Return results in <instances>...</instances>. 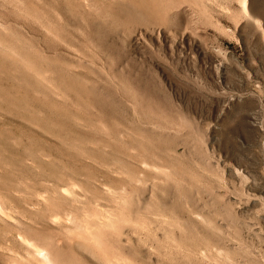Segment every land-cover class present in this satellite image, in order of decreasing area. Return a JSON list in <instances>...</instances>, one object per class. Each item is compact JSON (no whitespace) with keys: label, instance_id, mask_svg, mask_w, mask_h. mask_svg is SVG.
<instances>
[{"label":"rangeland","instance_id":"374dc122","mask_svg":"<svg viewBox=\"0 0 264 264\" xmlns=\"http://www.w3.org/2000/svg\"><path fill=\"white\" fill-rule=\"evenodd\" d=\"M245 1L0 0V264H30L25 239L100 264L70 239L109 216L119 264H264V0Z\"/></svg>","mask_w":264,"mask_h":264},{"label":"bare ground","instance_id":"6f19581e","mask_svg":"<svg viewBox=\"0 0 264 264\" xmlns=\"http://www.w3.org/2000/svg\"><path fill=\"white\" fill-rule=\"evenodd\" d=\"M242 8H243V11L244 12H247V8H246V1L245 0H242ZM56 207V206H55ZM70 211V210H69ZM130 211V210H129ZM96 212V211H95ZM52 214V213H51ZM88 213H86V215H87ZM133 214V213H132ZM73 214L71 213V216H72ZM108 215V214H107ZM0 216H2L4 219H7L8 221H12V220H14V219H12L13 217L10 215V213L6 210V208H3V207H0ZM70 216V217H71ZM75 215H73V217H74ZM94 216H96V215H94ZM102 216V215H101ZM120 216V215H119ZM69 217V216H68ZM77 216H75V218H76ZM86 217V216H85ZM112 217V216H111ZM110 216H109V218L108 219H110V220H105V219H107V218H105V219H103L102 221H100L99 222V225H100V228H101V230H102V227H109L110 226V224L114 227V225L112 224L115 220L117 221V219L115 218V220H111L112 218H111ZM66 218V217H65ZM72 218V217H71ZM86 218H89L88 217V215H87V217ZM95 218V217H94ZM49 219V218H48ZM50 219L54 222H56V220L57 219H60V216H58V215H56V214H52L51 215V217H50ZM98 219L99 218H97V221H98ZM89 220V219H88ZM66 221V220H65ZM71 221V220H70ZM70 221H68L69 223H70ZM74 221V220H73ZM78 221V220H77ZM84 221V220H83ZM95 221V220H94ZM93 221V222H94ZM14 222V221H13ZM89 222V221H88ZM87 222V223H88ZM112 222V223H111ZM67 223V222H66ZM87 223H85V225H83V226H85V227H88V225H87ZM116 223V222H115ZM148 223V222H147ZM63 224V223H62ZM65 224V223H64ZM75 224V223H74ZM76 224H77V222H76ZM89 224V223H88ZM97 224V223H96ZM96 224H95V226H96ZM117 224V223H116ZM123 224V223H122ZM121 224V225H122ZM142 224V223H141ZM72 225V224H71ZM81 226H79V227H82V224H80ZM94 225V224H93ZM109 225V226H108ZM131 225V224H130ZM130 225H129V227H130ZM73 226V225H72ZM89 226H92L91 224L89 225ZM94 226V227H95ZM115 226H117V225H115ZM120 226V225H119ZM137 226V225H136ZM136 226H134V228H136ZM146 226V225H145ZM78 226H77V228H79ZM97 227V226H96ZM111 227V226H110ZM127 227V226H126ZM74 228H75V226H74ZM106 228V229H107ZM116 228H118V227H116ZM131 228H133V227H131ZM131 228H130V230L129 231H131ZM91 229H93V227L91 228ZM90 229V230H91ZM105 229V228H104ZM105 229V230H106ZM94 230V229H93ZM100 229L99 230H97V231H88V228H87V230L85 231V232H83V233H81V232H78V233H76L77 234V236L76 237H74L73 239H70V244H71V242L73 243V245H76L78 248H82V249H84L85 251H86V249L87 250H89V251H91V252H88V254H90V253H92V254H94L96 257H97V259H99V261L101 260V263L102 264H119V262H120V259H119V257H116V256H112V255H110V254H108L107 252H108V250H107V252L104 250V251H101L105 246L103 245V243L105 242H103V239H104V237H103V239H101V231ZM114 230H116V229H114ZM114 230H112V231H114ZM123 230V229H122ZM101 231V232H100ZM111 231V232H112ZM120 231V230H119ZM115 232V231H114ZM133 232V231H132ZM135 232V231H134ZM69 233V232H68ZM97 233V234H96ZM82 234V235H81ZM84 234V235H83ZM114 234V233H113ZM73 235V234H72ZM110 235V234H109ZM124 235H127L126 233H124ZM103 236V235H102ZM108 236V235H107ZM106 236V237H107ZM120 236V235H119ZM20 237V236H19ZM19 237H17V238H19ZM22 238H23V236H21ZM44 237H46V236H44ZM51 237V236H50ZM73 237V236H72ZM72 237H70V238H72ZM109 237V236H108ZM121 238V237H120ZM119 238V239H120ZM47 239V238H46ZM53 239V238H52ZM106 239V238H105ZM23 240V239H22ZM69 240V239H68ZM68 240H66V242H68ZM72 240V241H71ZM107 240V239H106ZM21 241V240H20ZM48 241H49V239H48ZM48 241H45L44 243H48ZM57 241V240H56ZM108 241V240H107ZM116 241H118V240H116ZM55 242V241H54ZM103 242V243H102ZM21 243V242H20ZM25 243L28 245V246H30V248H31V251H30V255H29V262H30V264H73V260L71 261L70 260V258H68V257H70V256H68L67 257V255H65L64 253H61V252H58V251H56V252H58V253H52L53 251L52 250H50L49 249V247L48 246H50V245H47V243H46V245L45 246H39V245H37V244H35V243H31L30 241H28V240H26L25 239ZM102 243V244H101ZM106 243V242H105ZM9 244V243H8ZM23 244V243H22ZM49 244H51V247H52V241H50V243ZM57 244V243H56ZM110 244V243H109ZM109 244H108V246H109ZM112 244H113V242H112ZM44 245V244H43ZM68 245V244H67ZM104 247H103V246ZM106 245V244H105ZM72 246V245H71ZM107 246V245H106ZM69 247H70V245H69ZM95 247H97L98 249H100V251H101V254H97V253H95L94 252V248ZM102 247V248H101ZM4 248V247H3ZM106 248V247H105ZM104 248V249H105ZM108 248V247H107ZM110 248V247H109ZM112 248H113V246H112ZM2 249V248H1ZM54 249V248H53ZM81 250V249H80ZM93 250V251H92ZM111 250V249H110ZM52 251V252H51ZM61 251V250H60ZM83 251V250H82ZM99 251V252H100ZM12 252V251H11ZM14 255H15V253H14ZM91 255V254H90ZM93 255V256H94ZM94 256V257H95ZM9 258V257H8ZM73 258V257H72ZM89 258H91V257H89ZM10 259V258H9ZM19 259V258H18ZM26 259V258H25ZM20 260V259H19ZM15 261V263H17L16 262V260H14ZM25 261V260H24ZM27 261V260H26ZM211 261V260H210ZM93 262V261H92ZM95 262V261H94ZM13 263V262H12ZM19 263V262H18ZM96 263V262H95ZM100 263V264H101ZM10 264H11V262H10Z\"/></svg>","mask_w":264,"mask_h":264}]
</instances>
